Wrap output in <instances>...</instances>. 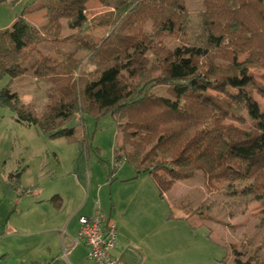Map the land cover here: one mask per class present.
I'll return each mask as SVG.
<instances>
[{
    "label": "trees",
    "instance_id": "1",
    "mask_svg": "<svg viewBox=\"0 0 264 264\" xmlns=\"http://www.w3.org/2000/svg\"><path fill=\"white\" fill-rule=\"evenodd\" d=\"M89 1L31 0L0 29V76L31 73L52 84L53 99L36 112L6 84L0 107L17 122L70 140L77 138L74 129L60 126L74 114L110 113L121 133L115 162L122 158L148 173L161 194L200 171L211 190L249 181L242 193L264 208V105L252 99L254 92L264 99V1L202 0L200 32L173 48L159 39L187 33L185 0H96L102 10L88 15ZM39 12L44 22L36 26L28 16ZM64 21L74 29L69 35L62 34ZM65 42L73 43L71 51L35 50ZM77 51L85 54L75 57ZM148 51L153 61L146 69ZM82 62L93 69L80 70ZM240 71H248L242 81ZM157 86L165 94L154 91ZM244 112L246 127L240 125Z\"/></svg>",
    "mask_w": 264,
    "mask_h": 264
},
{
    "label": "rangeland",
    "instance_id": "2",
    "mask_svg": "<svg viewBox=\"0 0 264 264\" xmlns=\"http://www.w3.org/2000/svg\"><path fill=\"white\" fill-rule=\"evenodd\" d=\"M30 2L18 0L14 4H0V29L10 26L15 15ZM184 5L189 17L187 33L181 39L162 36L161 45L173 48L200 32L198 13L202 0H185ZM101 10L96 0L86 5L88 15ZM28 20L41 25L43 12L28 16ZM146 28L149 29V23ZM73 31L65 22L62 34L69 35ZM72 49V42L35 46V50L43 53ZM84 54L77 51L75 57ZM145 57L144 68L148 69L153 61L152 52L148 51ZM243 58L235 56L236 61ZM82 69L91 71L93 65L82 62ZM245 74L238 73L241 81L248 76V71ZM6 84L21 102L31 105L36 112L44 110L53 100L49 96L52 84L36 79L31 73L12 80L7 75L0 76V88ZM153 90L165 94L164 87L157 86ZM252 99L263 107L264 99L256 92ZM243 115L246 123L240 125L246 127L250 118L247 112ZM229 121L238 124L232 119ZM60 127H72L77 138H51L33 125L15 121L9 108L0 107V179L3 172L9 171L10 183L14 181L20 187L35 190L23 200L27 208L30 202L60 194L65 197L66 205L78 209V214L98 205L105 216L113 218L122 204H129L128 213L136 215V211L131 210L132 205L144 202L149 207L139 210L136 217L141 221L150 217L156 221L146 228L152 232L159 224L160 232L168 236L171 257H179L181 264H264V208L253 194L242 193L241 188L250 185L249 181L211 190L197 171L191 178L177 180L161 194L148 173H138L122 158L115 162L113 148L120 147L121 133L117 132L110 113L98 117L74 114ZM126 217L123 215L119 220Z\"/></svg>",
    "mask_w": 264,
    "mask_h": 264
},
{
    "label": "crops",
    "instance_id": "3",
    "mask_svg": "<svg viewBox=\"0 0 264 264\" xmlns=\"http://www.w3.org/2000/svg\"><path fill=\"white\" fill-rule=\"evenodd\" d=\"M10 175L5 171L0 179V264H97L87 258L81 242L73 243L78 217L92 214L96 207L78 214V209L65 204V197L54 194L30 202L27 208L23 200L35 190L17 192L10 185ZM55 195L59 199L53 201ZM132 206L136 215L149 207L144 202ZM129 208L122 204L113 218L108 216L118 233L112 253L122 264H181L179 257H171L168 236L160 232L159 224L153 227L155 232L147 230L156 221L151 217L141 221L128 213ZM123 215L127 217L120 221Z\"/></svg>",
    "mask_w": 264,
    "mask_h": 264
},
{
    "label": "built area",
    "instance_id": "4",
    "mask_svg": "<svg viewBox=\"0 0 264 264\" xmlns=\"http://www.w3.org/2000/svg\"><path fill=\"white\" fill-rule=\"evenodd\" d=\"M78 224L73 243L81 242L85 246L88 259L97 264H122L112 253L117 243V230L98 205L92 214L79 216Z\"/></svg>",
    "mask_w": 264,
    "mask_h": 264
}]
</instances>
